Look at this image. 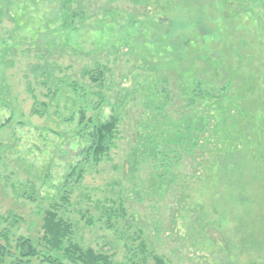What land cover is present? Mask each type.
Listing matches in <instances>:
<instances>
[{
    "label": "rangeland",
    "instance_id": "rangeland-1",
    "mask_svg": "<svg viewBox=\"0 0 264 264\" xmlns=\"http://www.w3.org/2000/svg\"><path fill=\"white\" fill-rule=\"evenodd\" d=\"M62 2L0 0V215L22 216L15 232L34 238L40 219L33 212L62 203L63 191L60 212L74 224L72 240L118 262L142 241L168 264H264V103L248 99L252 109L228 127L239 134L251 118V141L202 135L194 156L163 132L180 120L178 96L153 109L160 76L177 91L167 58L173 43L200 12L213 21L218 12L206 0H71L67 8L83 16L63 25ZM175 51L190 53L182 44ZM97 64L102 87L86 72ZM35 100L47 108L32 112ZM79 107L119 119L107 155L82 162L80 177L76 169L69 175L81 160ZM239 148L222 162L224 149Z\"/></svg>",
    "mask_w": 264,
    "mask_h": 264
},
{
    "label": "trees",
    "instance_id": "trees-1",
    "mask_svg": "<svg viewBox=\"0 0 264 264\" xmlns=\"http://www.w3.org/2000/svg\"><path fill=\"white\" fill-rule=\"evenodd\" d=\"M70 1L62 2L63 25L83 16L82 11L67 8ZM233 2L236 3L235 11L231 8ZM205 3L209 9L218 12V15L213 21L200 12L191 21L193 29L179 35L176 43H173L171 53H176L167 58L172 57L171 63H175L179 78L177 91L172 93L168 89L167 75L160 76L158 81L163 86L161 101L155 102L153 107L161 112L174 94L178 96L182 103L180 120L173 126L166 122L168 127L163 132L171 136L168 137V142H173L189 156L196 153L202 135L204 141L212 133L217 134L221 141L227 138L236 142L242 137L251 141V118H243L245 123L239 127V134L230 132L228 127L234 128L236 122L240 121L239 117L242 118L247 110L252 109L248 106L249 101L254 104L258 101V105L264 103L263 97L258 98L264 90V0H206ZM240 3L243 10L239 8L237 11ZM167 23L168 30L176 25L173 19ZM204 41H209L211 47L207 48ZM179 44L190 51L187 56L175 51ZM155 45L158 47V44ZM156 54L160 57L159 50H156ZM86 72L92 81L102 87L103 70L98 64L95 69H88ZM49 98L51 99V95ZM248 99L252 100L247 101ZM104 101L101 94L95 107L102 105ZM33 104L34 113H40L38 106L43 111L47 108L45 102L35 100ZM76 117L75 136L80 140L77 155L81 160L69 166V175H74L76 169L77 176L80 177L79 165L82 162L90 160L97 163L107 155L118 134L119 119L116 114L106 118L100 114L87 115L83 107L77 109ZM257 117L258 115H253V118ZM73 119L74 117L66 120ZM260 133L256 132L254 135ZM260 138L261 136V143ZM241 152L242 148L232 151L224 149L221 152L222 162L228 163V159L233 161ZM28 198L34 199L32 193ZM59 200L62 203L53 202L48 207H39L33 212L40 219L39 230L34 238L15 232L24 222L22 216L11 211L0 215V264H168L142 241L138 242L137 248L131 251L124 262L114 260L112 255L82 248L71 238L74 224L60 212L68 201L65 192L62 191Z\"/></svg>",
    "mask_w": 264,
    "mask_h": 264
}]
</instances>
